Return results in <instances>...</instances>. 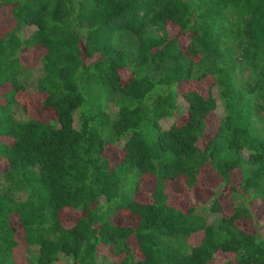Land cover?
<instances>
[{
	"label": "trees",
	"instance_id": "16d2710c",
	"mask_svg": "<svg viewBox=\"0 0 264 264\" xmlns=\"http://www.w3.org/2000/svg\"><path fill=\"white\" fill-rule=\"evenodd\" d=\"M0 161V264H264V0H0Z\"/></svg>",
	"mask_w": 264,
	"mask_h": 264
},
{
	"label": "rangeland",
	"instance_id": "374dc122",
	"mask_svg": "<svg viewBox=\"0 0 264 264\" xmlns=\"http://www.w3.org/2000/svg\"><path fill=\"white\" fill-rule=\"evenodd\" d=\"M33 31V27L27 26L24 27L20 35L22 37L29 36ZM27 60H30L29 57H27ZM40 66H37L35 68H31L20 75V80L23 81L27 85L29 89H33L36 86L37 80L40 78ZM35 110V109H34ZM222 106L220 103H218L217 107V113L218 115L222 114ZM109 111L111 114H114V110L112 107L109 108ZM18 115H22L18 112ZM168 123V120L162 121L161 124L165 126V124ZM110 154L112 157L116 158V153L113 150V148L110 150ZM8 167V164L5 161H0V172L3 173L6 171ZM232 178L234 184H236V180H239L240 173L234 172L232 173ZM151 181H145L142 183V186L140 189L136 192V195L138 197L146 196V192L150 189ZM222 188L220 187L218 181L216 178H214L209 171H205V175L202 177L200 183L197 186V190L195 194L188 193L186 188L183 187L182 183L176 182V181H169L166 185V192L169 196L174 198V200H177L178 204L181 207L187 206L189 204H193L195 201H204L212 195L213 192H219ZM220 199L222 202H224L225 205H228L231 200L238 203L240 202L239 196H236L235 199L232 198L231 194H228V192L221 193L220 191ZM253 209V221L251 223V226H256L262 229L264 231V216L261 213V205L259 204H252ZM197 212L203 214L204 216L207 214V211L205 208H199L197 209ZM209 218H212V216L209 215ZM125 221V220H124Z\"/></svg>",
	"mask_w": 264,
	"mask_h": 264
}]
</instances>
